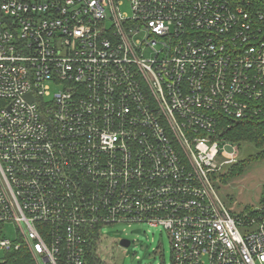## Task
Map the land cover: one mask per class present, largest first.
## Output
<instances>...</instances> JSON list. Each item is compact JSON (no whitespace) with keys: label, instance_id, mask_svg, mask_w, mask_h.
<instances>
[{"label":"built area","instance_id":"obj_1","mask_svg":"<svg viewBox=\"0 0 264 264\" xmlns=\"http://www.w3.org/2000/svg\"><path fill=\"white\" fill-rule=\"evenodd\" d=\"M260 117L264 0H0V264L91 240L107 264L114 224L162 228L171 264H264V215L215 189Z\"/></svg>","mask_w":264,"mask_h":264},{"label":"rangeland","instance_id":"obj_2","mask_svg":"<svg viewBox=\"0 0 264 264\" xmlns=\"http://www.w3.org/2000/svg\"><path fill=\"white\" fill-rule=\"evenodd\" d=\"M235 145L239 149L238 161L258 152L252 144ZM228 168L224 173H227ZM216 186L218 196L234 215L260 214L264 210V206L259 204L264 190V159L251 161L243 174L228 181L219 176ZM245 207L252 210L245 211ZM3 231L6 238H17L18 228L15 225L7 224ZM100 233L102 242L99 253L107 264H171L169 238L162 228L145 224H114L102 227ZM121 240L129 241L130 246L119 247L118 242Z\"/></svg>","mask_w":264,"mask_h":264},{"label":"trees","instance_id":"obj_3","mask_svg":"<svg viewBox=\"0 0 264 264\" xmlns=\"http://www.w3.org/2000/svg\"><path fill=\"white\" fill-rule=\"evenodd\" d=\"M222 135L223 139L238 145L252 144L258 149V152L254 155H249L247 159L240 160L235 165L230 166L227 173L220 175V179L224 178L228 181L231 178L240 176L244 173L251 161L264 159V117L233 123L232 125H229V128H226L225 133L223 132ZM259 204L264 206V190L261 192ZM244 210L250 211L252 209L245 207ZM250 214L259 215L256 214V212ZM260 214L264 215V210ZM7 257V264H33L26 249L11 252ZM86 262L87 264H102L96 258L93 240H91L86 247Z\"/></svg>","mask_w":264,"mask_h":264},{"label":"water","instance_id":"obj_4","mask_svg":"<svg viewBox=\"0 0 264 264\" xmlns=\"http://www.w3.org/2000/svg\"><path fill=\"white\" fill-rule=\"evenodd\" d=\"M119 244L121 247H124V248H128L130 246V242L127 240H121Z\"/></svg>","mask_w":264,"mask_h":264}]
</instances>
